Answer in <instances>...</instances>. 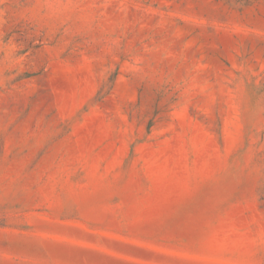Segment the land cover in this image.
Returning a JSON list of instances; mask_svg holds the SVG:
<instances>
[{
  "label": "rangeland",
  "instance_id": "374dc122",
  "mask_svg": "<svg viewBox=\"0 0 264 264\" xmlns=\"http://www.w3.org/2000/svg\"><path fill=\"white\" fill-rule=\"evenodd\" d=\"M0 264H264V0H0Z\"/></svg>",
  "mask_w": 264,
  "mask_h": 264
}]
</instances>
